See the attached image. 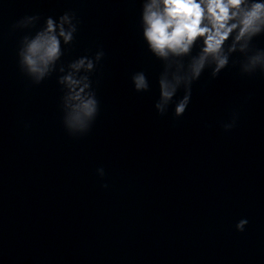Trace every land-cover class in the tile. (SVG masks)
I'll return each instance as SVG.
<instances>
[{"label": "clouds", "instance_id": "9594fccd", "mask_svg": "<svg viewBox=\"0 0 264 264\" xmlns=\"http://www.w3.org/2000/svg\"><path fill=\"white\" fill-rule=\"evenodd\" d=\"M140 28L148 51L163 62L159 76V100L156 110L165 114L178 90L184 95L176 102L174 113L182 116L190 102L191 86L206 68L216 77L229 65L230 57L240 53L244 60L240 70L264 73V49L253 50L254 37L264 34V0H141ZM39 15L25 16L13 26L32 29L40 22ZM77 31L75 15L65 12L58 18H44L43 26L34 34L24 35L18 50L19 66L35 84H40L54 71L60 73L63 98L71 107L66 124L87 133L99 112V101L92 87L91 74L104 52L94 58L82 56L68 63H58L64 54L62 45H69ZM199 51L193 55V49ZM187 58V62H185ZM135 91L149 90L144 72L132 77ZM231 124L225 125L230 129ZM104 174L103 169H98ZM247 219L236 224L244 231Z\"/></svg>", "mask_w": 264, "mask_h": 264}]
</instances>
